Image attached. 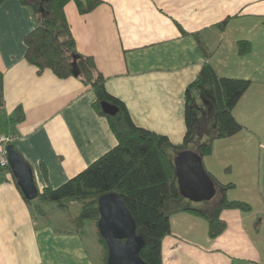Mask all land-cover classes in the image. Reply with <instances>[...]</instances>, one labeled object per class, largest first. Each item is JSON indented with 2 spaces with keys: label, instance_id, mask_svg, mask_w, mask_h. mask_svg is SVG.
Here are the masks:
<instances>
[{
  "label": "crops",
  "instance_id": "1",
  "mask_svg": "<svg viewBox=\"0 0 264 264\" xmlns=\"http://www.w3.org/2000/svg\"><path fill=\"white\" fill-rule=\"evenodd\" d=\"M64 14L76 52L92 59L132 121L174 144L186 130L185 89L204 62L218 76L250 80L232 109L242 128L214 139L202 157L208 174L230 185L217 189V201L225 196L250 208H223L219 216L226 225L215 237L204 216L173 209L161 255L162 264H264V0H102L87 13L71 1ZM35 24L21 0L0 3V133L14 135L11 144L41 191L78 174L117 138L95 109L89 84L50 69L38 73L27 61L24 36ZM241 40L249 44L244 53ZM190 95L203 109V140L211 111L199 90ZM44 206L39 210H50L49 219L35 200H26L12 171L0 169V264H101L98 237L86 244L81 233L68 232L73 227L62 213L67 225H60L61 215L52 214L56 203Z\"/></svg>",
  "mask_w": 264,
  "mask_h": 264
},
{
  "label": "trees",
  "instance_id": "2",
  "mask_svg": "<svg viewBox=\"0 0 264 264\" xmlns=\"http://www.w3.org/2000/svg\"><path fill=\"white\" fill-rule=\"evenodd\" d=\"M4 0H0V3ZM33 12L36 24L25 36V57L36 67V72L50 69L59 78L73 75V62L77 74L84 84H89L96 96L95 109L106 116L117 144L91 162L78 174L55 188H44L34 199L28 200L40 206L53 202L69 212L68 222L73 229L68 232L81 233L86 221H91L102 245V263L106 264L107 245L97 229L99 218L98 199L108 192H115L125 203L136 223V233L144 239L140 257L146 264H162L161 240L170 232L169 214L173 209L186 210L204 216L208 221V233L217 236L225 228L219 216L223 208L247 210L250 206L242 201L227 200L225 196L214 203L213 208L193 206L191 201L178 192L174 155L186 148L193 149L201 157L212 150L216 138L227 137L238 132L242 125L234 118L232 109L249 79L218 76L209 62H204L196 78L185 89L184 121L185 134L181 143H172L166 135L136 125L124 103L112 96L105 87V79L90 57L79 55L75 50L64 6L74 2L80 13H87L102 0H21ZM226 21V20H225ZM224 23V22H222ZM249 49L246 41L239 42V52ZM202 51L208 56L205 50ZM200 91L211 111V134L207 140H198L200 105L192 101L191 91ZM101 101L118 107L115 115L103 112ZM3 83L0 73V106L3 104ZM19 111V109H18ZM23 117L22 111L14 118ZM7 168L10 169L8 166ZM216 188L224 190L230 185H219L210 175ZM19 187V186H18ZM20 188V187H19ZM21 190V189H20ZM23 194V193H22ZM67 201V203L65 202ZM70 204L76 211H69ZM212 206V205H211ZM210 207V206H209ZM47 219L50 214L39 210Z\"/></svg>",
  "mask_w": 264,
  "mask_h": 264
},
{
  "label": "water",
  "instance_id": "3",
  "mask_svg": "<svg viewBox=\"0 0 264 264\" xmlns=\"http://www.w3.org/2000/svg\"><path fill=\"white\" fill-rule=\"evenodd\" d=\"M72 73L77 74L75 62ZM100 106L109 115L118 111V107L108 101H101ZM7 157L10 170L25 198L34 199L38 189L31 166L11 143L7 144ZM173 164L178 192L182 197L191 202L214 197L216 185L196 151L190 148L178 151L173 157ZM98 211L97 229L107 245L106 264H146L140 257L144 239L136 233L135 220L122 199L115 192L104 193L98 199Z\"/></svg>",
  "mask_w": 264,
  "mask_h": 264
},
{
  "label": "rangeland",
  "instance_id": "4",
  "mask_svg": "<svg viewBox=\"0 0 264 264\" xmlns=\"http://www.w3.org/2000/svg\"><path fill=\"white\" fill-rule=\"evenodd\" d=\"M203 132H205V133H203ZM201 134H204L203 135V140H207L209 138L210 134H211L210 128L205 127V130L202 131ZM217 197H218V191L216 190V193H215L214 197L212 199H210V200L201 201V202H191V203H187V204L198 205L200 207H203V206L204 207H209L211 205H214V203L217 201ZM65 202L67 203V201H65ZM44 204H46V206H44V207H48L47 209L49 210L50 208L53 207V204H55V203H53V202H50V203L47 202V203H44ZM75 207L76 206L74 204H70L69 211L71 213H74ZM55 213H59L60 215L62 213L63 216L64 217H67V218L69 216L68 210L61 209L60 207H58V208L56 207V211L52 212V214H55ZM61 217H62V215H61ZM64 221L65 220L62 217V222H61L60 225H62V226L67 225V222L66 221L64 222ZM68 224L70 226H72L70 223H68ZM81 234L83 235V237H84V239L86 241V244L89 243L93 239V237H96V236L98 237L97 231L95 232V228L92 226V224L90 222H86V225L84 226L83 231L81 232Z\"/></svg>",
  "mask_w": 264,
  "mask_h": 264
},
{
  "label": "built area",
  "instance_id": "5",
  "mask_svg": "<svg viewBox=\"0 0 264 264\" xmlns=\"http://www.w3.org/2000/svg\"><path fill=\"white\" fill-rule=\"evenodd\" d=\"M13 139L14 135L0 133V169L7 168L9 166L7 144L11 143Z\"/></svg>",
  "mask_w": 264,
  "mask_h": 264
}]
</instances>
